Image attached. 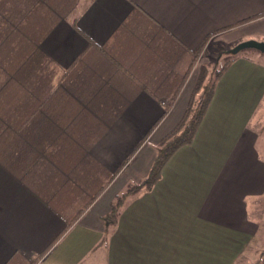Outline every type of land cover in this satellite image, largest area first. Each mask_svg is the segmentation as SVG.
<instances>
[{"label":"crops","instance_id":"crops-1","mask_svg":"<svg viewBox=\"0 0 264 264\" xmlns=\"http://www.w3.org/2000/svg\"><path fill=\"white\" fill-rule=\"evenodd\" d=\"M246 39L264 41V0H0V264L252 262L259 58L230 62L192 142L104 222L183 117L195 66Z\"/></svg>","mask_w":264,"mask_h":264},{"label":"trees","instance_id":"trees-1","mask_svg":"<svg viewBox=\"0 0 264 264\" xmlns=\"http://www.w3.org/2000/svg\"><path fill=\"white\" fill-rule=\"evenodd\" d=\"M233 57L227 60L220 68H215L212 75L207 77V69L201 66L197 75L196 83L186 107L183 117L160 142L156 149V156L146 177L138 184H132L127 190L118 196L112 203L108 215L104 218L106 225L113 223L118 215L120 207L125 199L132 193L140 189H151L153 184L159 179L161 170L171 155L181 146L191 143L194 134L206 112L211 100L215 83L222 71L230 64ZM139 189V190H138Z\"/></svg>","mask_w":264,"mask_h":264},{"label":"rangeland","instance_id":"rangeland-1","mask_svg":"<svg viewBox=\"0 0 264 264\" xmlns=\"http://www.w3.org/2000/svg\"><path fill=\"white\" fill-rule=\"evenodd\" d=\"M239 42H241V41H239ZM239 42L232 43L230 45L219 46L218 48L220 51L218 53H216L215 55H211V53L213 52L212 51L213 49L209 48V50L207 51V54H206L208 60H206V59L202 60V61H207L204 65V67L207 69V72H206L207 77L212 75L213 72H211V71L213 69L220 68L227 60H229L233 57H237L239 55H244V56L249 57V58H251V57L252 58H259V60L264 61V57L259 56V55H261L260 52L255 50V49H252V48H245V49L239 51L238 53L229 52V49L234 47ZM202 63L203 62H199L195 66V68L192 72L193 76L198 75V72L200 69L199 64H202ZM193 89H194V87H193ZM193 89L190 93V97H191V94L193 92ZM189 100H190V98H189ZM165 105H167V104H165ZM262 112H264V104H263ZM259 113H260V111H259ZM259 113H258V115H256V118H254V120H252V125L256 130H258L260 132L258 142H257V148H258L259 152L261 153V155L264 156V132L261 133V130L264 131V117L262 118ZM130 186L131 185H128V187H130ZM141 190L142 189H140V191ZM262 224H263V228H262L263 231L259 234V239H258V242L256 245V251L252 257L253 258L252 262H250L248 264H264V223H262Z\"/></svg>","mask_w":264,"mask_h":264},{"label":"water","instance_id":"water-1","mask_svg":"<svg viewBox=\"0 0 264 264\" xmlns=\"http://www.w3.org/2000/svg\"><path fill=\"white\" fill-rule=\"evenodd\" d=\"M245 48H252L259 52L264 53V41L256 40V39H247V40L239 42L234 47L229 49V52L238 53L239 51Z\"/></svg>","mask_w":264,"mask_h":264}]
</instances>
